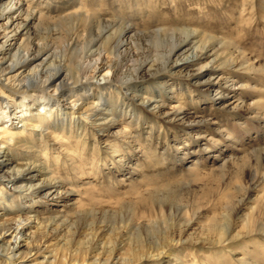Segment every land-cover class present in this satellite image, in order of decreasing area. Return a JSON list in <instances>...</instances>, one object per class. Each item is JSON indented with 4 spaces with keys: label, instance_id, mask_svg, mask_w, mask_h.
I'll use <instances>...</instances> for the list:
<instances>
[{
    "label": "rangeland",
    "instance_id": "374dc122",
    "mask_svg": "<svg viewBox=\"0 0 264 264\" xmlns=\"http://www.w3.org/2000/svg\"><path fill=\"white\" fill-rule=\"evenodd\" d=\"M6 1L11 3L0 19V45L12 36L27 9L35 16L54 17L95 8L107 26L119 25L122 19L136 36L135 43L130 40L121 49L134 57L123 61L126 79L117 87L119 107L93 118L99 119L95 129L80 114L93 105L96 86L112 79L107 69L112 59L106 52L84 61V81L95 87L77 104L80 114L73 113L75 97H61L53 88L47 91L53 98L50 104L68 115L62 125L72 128V134L61 133V138L69 139L80 154L74 162L88 173L76 177L69 168L75 157L66 159V147L59 150L61 143L54 144L58 151L47 160L60 173L56 184L62 192L56 196L53 189L31 210L56 221L47 237L38 235L36 242L29 239L35 231H30L31 224H11L25 237L19 234L17 245L13 231L5 232L1 252L14 247V264H76L84 258L95 264L96 257L106 264L111 253L109 264L153 257H160L162 264H264V0H0V6ZM74 27L85 30L80 32L84 37L79 34L81 43L90 25L74 21L60 33ZM163 29L177 31L178 40L185 38L178 31H190L197 43L182 46L177 64L174 58L162 66L172 42L169 36H155ZM53 33L57 35L48 38L50 45L57 43L59 32ZM196 46L206 50L191 64L187 58ZM15 47L7 44L3 53ZM134 61L149 65L145 63L138 79L131 81ZM151 65L155 67L149 71ZM152 97L157 98L150 104L141 101ZM27 102L31 105L32 99ZM132 104L143 113L140 121L131 117ZM18 117L8 113L0 124L20 127ZM78 120L85 123L81 131L68 124ZM90 160H95L92 165ZM40 164L32 169L36 184L48 180L42 175L51 171L36 168ZM89 169L94 175H88ZM6 186L12 189L8 181ZM0 215L4 220L14 217L4 210ZM250 215L253 222L246 225ZM173 234H183L185 244L149 253Z\"/></svg>",
    "mask_w": 264,
    "mask_h": 264
},
{
    "label": "bare ground",
    "instance_id": "6f19581e",
    "mask_svg": "<svg viewBox=\"0 0 264 264\" xmlns=\"http://www.w3.org/2000/svg\"><path fill=\"white\" fill-rule=\"evenodd\" d=\"M10 3V1H6L0 6V19L4 17ZM68 11L70 12V10ZM23 13L21 12L23 20L15 25L14 30L11 32L12 36L7 35L6 41L0 45V123L3 116H6L8 113H14V115L19 116L17 119L19 120V124H21L20 127L13 126V124L8 126L9 123H7V126L0 124V210H4L6 215L11 214L14 216L10 220H4V216L0 215V239L5 238V232L9 233L13 231L12 239L16 240L17 245L20 243L18 235L23 234L22 237H25L24 232L20 231L19 228L13 229L11 224L15 223L19 226L31 224L30 231L33 229L35 231L29 233L31 236H29V239L30 242H33L38 235H43V237L48 235L49 229L52 227L51 224L56 221V219L55 221L53 220L54 217H43L39 213H33L31 210L34 206L36 207V205L44 203L43 199L48 194H51L53 189L56 191L52 194L56 196H60V192H62L63 188H60L59 184H56L58 180H61L60 173L53 169L52 166L54 164L47 160L50 153H57L58 147L55 148V145L58 142L61 143L59 150L63 146L66 147V150L62 152L66 159H69L70 155L71 157H75L70 160L71 165H69V168L76 177L84 176L88 173L85 171L83 164L74 162V159H78L80 154L77 153V150L72 149L73 145L69 139H66V136L61 138V133L72 134V128L67 130L66 126L62 125L67 124L68 115L59 114V109L55 107L56 104H50L53 98L52 96H48L47 91L53 88L61 97H69L70 95L71 98L75 97L73 113L80 114L78 113V108H76L77 104L86 101L87 96L93 90V87H95L89 80L84 81V79L88 78L83 70L84 61L89 56L94 54L100 55L102 52H106L112 59L107 66V69L113 75L112 79L105 86H96L93 105L80 114L81 117L86 118L87 125H91L95 129L99 119L93 121V118L104 117L106 114L112 113L117 109V103L120 102L118 96L121 95L120 91L117 92V87H123L125 84L123 80L126 79V72L123 71V61L127 57H134L128 50L121 51V49L124 43L130 42V40L135 43L136 36L131 35V30L126 26L128 23L122 19L119 25L111 27L108 24L107 26L102 18V14L95 8L88 10L86 8L83 10L78 9L63 16L55 15L54 17L43 13L35 16V13L30 9L24 10ZM8 19L10 21L12 18L8 17ZM74 21L90 25L88 36L86 35L87 38L83 39L81 43L79 34H81V31L85 32V30H79L74 27L76 30H71L69 33L64 32V35L60 33V31H63L67 25H70ZM53 27L54 30H52ZM53 32H59V35L56 37L57 43L50 45L47 43L48 38L57 35ZM176 32L163 29L154 33L158 37L169 36L172 40L171 48L167 56L164 57L162 66H167L173 61L175 62L174 58H176L175 63L177 64L178 58L176 55L184 48L182 46L197 45L193 41L192 37L194 36L190 31H178L182 34V37L185 36L184 39L179 40L175 38ZM7 44L10 46L17 45V47L6 54L3 53V50ZM202 50H206V47L196 46L195 53L190 55L187 61H192L189 63L194 64V61L200 60L202 57L199 56V53ZM134 63V73L129 77L131 81L137 80L140 70L146 66V62H140L139 64V61H134ZM154 67L155 65H151L149 71L154 70ZM204 68L205 66L201 67V70ZM158 97H161L160 94ZM156 98H143L141 101L145 104H150ZM29 99H32L31 105L27 102ZM39 100L42 103L39 105L38 110L34 112L33 108ZM129 108L132 110L131 117L133 116L138 121L143 118V113L139 106L137 107L135 104H132ZM105 118L107 119V117ZM105 118L104 120H106ZM68 124L69 127L73 124L79 131L85 127V123L80 120L76 122L71 121V124ZM97 129L101 128L97 127ZM99 131L103 132L104 130L101 129ZM76 137H81L78 131ZM53 141L57 142L54 143ZM24 150H29V152H25ZM33 155H35V158ZM31 159H35V161ZM94 161L90 160L88 164L92 165ZM38 162H41V164L36 166V168L51 171L42 175L43 177H48V180L43 178L38 180L36 184L35 179L37 177L36 175H32V169L35 168ZM59 162L60 160L56 158L55 163ZM91 170L89 169V171ZM93 171L88 175H94ZM6 181L12 184V189L7 188ZM61 184L63 185V182ZM161 215L164 216L163 210ZM252 222V215L247 216L245 219L246 225H251ZM154 224L157 223L154 222L148 225L150 230L155 229ZM41 239L43 240V238ZM181 244H185L183 234H173L165 239L164 244H153L155 246L149 248V253L165 250L169 247V250L173 249L174 251L175 249H179ZM1 249L0 263L14 264L18 257V254L14 250L15 248H6V252H1ZM141 249H139L140 252L145 250L146 247ZM134 252L136 253V251ZM145 253L147 252L143 254L139 253L140 255L138 256L141 258ZM113 255L111 253L109 258L106 257V264H109L114 259ZM54 259V262H56L57 257L55 256ZM86 259H81L82 261L80 262L76 260V264H90L87 263ZM96 260L95 264H99L102 259L100 260V257H96ZM159 260L160 257H153L145 261L137 259L131 260L132 263L128 264H162Z\"/></svg>",
    "mask_w": 264,
    "mask_h": 264
}]
</instances>
